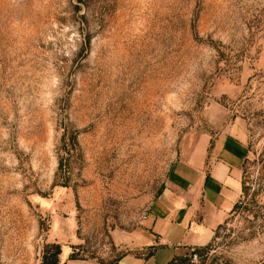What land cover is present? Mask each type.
I'll use <instances>...</instances> for the list:
<instances>
[{"label": "rangeland", "instance_id": "rangeland-1", "mask_svg": "<svg viewBox=\"0 0 264 264\" xmlns=\"http://www.w3.org/2000/svg\"><path fill=\"white\" fill-rule=\"evenodd\" d=\"M234 124L240 194L171 264H264V0H0V264L139 254Z\"/></svg>", "mask_w": 264, "mask_h": 264}, {"label": "crops", "instance_id": "crops-1", "mask_svg": "<svg viewBox=\"0 0 264 264\" xmlns=\"http://www.w3.org/2000/svg\"><path fill=\"white\" fill-rule=\"evenodd\" d=\"M245 143L243 131L229 125L215 140L209 158L200 156L183 173L176 166L171 172V186L176 190L171 187L174 193H165L153 204L152 217L144 222L149 223L148 229L136 235L139 246L134 250L139 254L130 249L115 264H167L209 243L216 222L240 194ZM148 248L151 252L141 253Z\"/></svg>", "mask_w": 264, "mask_h": 264}, {"label": "trees", "instance_id": "trees-1", "mask_svg": "<svg viewBox=\"0 0 264 264\" xmlns=\"http://www.w3.org/2000/svg\"><path fill=\"white\" fill-rule=\"evenodd\" d=\"M242 184V183H241ZM242 186V185H241ZM233 211V210H232ZM60 253V250L58 249V251L56 252V255H58ZM181 257V256H180ZM180 257H176L174 258L172 261H170L168 264H171L173 262H175L176 260L180 259ZM44 264H58L57 258L56 256H53L52 259L50 261H45Z\"/></svg>", "mask_w": 264, "mask_h": 264}]
</instances>
